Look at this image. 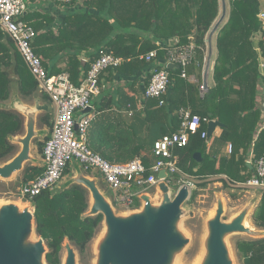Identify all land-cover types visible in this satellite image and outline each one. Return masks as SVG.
Segmentation results:
<instances>
[{"label": "trees", "instance_id": "trees-1", "mask_svg": "<svg viewBox=\"0 0 264 264\" xmlns=\"http://www.w3.org/2000/svg\"><path fill=\"white\" fill-rule=\"evenodd\" d=\"M25 1L28 9L22 21L36 33L31 48L50 75L66 72L70 81L79 85L100 50L122 59L118 67L100 74V92L91 101L93 119L87 142L93 153L110 164L139 159L145 167L144 177H148L155 162L154 142L177 132L180 110H189L206 122L200 124L196 134L189 135L184 147L174 150L180 171L200 181L199 188H204L208 179L218 178L222 188H227L255 176L253 162L264 159L259 105L260 97L264 103V75L259 72L258 62L261 57L264 65V20L259 16L258 0H226L228 17L216 28L213 86L203 98L196 85L180 78L179 70L167 69L170 86L159 99H146L143 91L152 72L161 69L156 61L164 57L161 45L175 41L177 46L194 43L203 49L205 36L219 14V0H72L68 4ZM257 37L260 55L252 45ZM152 51L157 52L156 58L146 62L145 56ZM82 55L87 57V63L81 61ZM202 58L203 53L197 50L186 68L187 75L200 78ZM37 91V82L14 41L0 28V164L17 153L12 141L24 131L23 116L7 106L14 97L18 101L30 100ZM42 98L51 103L46 96ZM161 100L164 104L159 105ZM209 121L223 127L218 137L207 141L201 133ZM40 123L49 133L37 144L39 154L52 129L50 114H44ZM227 144L231 145L229 154L223 152ZM195 153L200 154V162L193 159ZM80 170L84 176L90 175L81 166ZM42 172V167L26 166L18 187L31 183ZM72 172L73 165L69 163L51 189L22 199L32 208L35 234L46 247V264H61L64 243L76 252L79 264H88L89 244L103 221L101 214L87 215L89 193L84 187L70 183L57 188ZM0 186L6 184L0 182ZM196 190L190 201L195 199ZM258 194L250 219L254 228L264 230V190ZM111 202L114 208L118 206ZM139 206L135 198L128 209L137 210ZM234 246L240 264H264V238L237 240Z\"/></svg>", "mask_w": 264, "mask_h": 264}, {"label": "built area", "instance_id": "built-area-1", "mask_svg": "<svg viewBox=\"0 0 264 264\" xmlns=\"http://www.w3.org/2000/svg\"><path fill=\"white\" fill-rule=\"evenodd\" d=\"M49 1L68 4L72 0ZM27 9L28 4L25 0H0V28L14 41L21 58L37 82L38 93L50 100L55 106L56 114L49 138L44 142L41 153L43 172L31 183L17 188L19 199L34 197L42 191L51 189L61 179L66 165L75 161L84 172H89L90 175L98 174L105 186L113 191L112 200L127 209L142 192L154 189L161 181L168 186L175 183L178 188L187 187L188 200H190L196 186L177 167V159L173 156V152L176 148L184 147L189 135L196 134L200 124L206 120L190 114L189 110H180L179 130L171 135L162 136L153 144L152 155L155 162L150 168L148 177H144L145 167L139 159L125 164L108 163L93 153L87 142L88 127L93 119L91 101L99 95L100 74L107 68L118 67L122 59L110 52L100 50L97 59L89 64L87 73L79 85H74L66 72L50 75L31 48L36 33L32 27L22 21ZM259 16L264 20V11L261 9ZM161 48L164 51V64L161 65V69L152 72L149 83L144 88L143 97L159 99L167 94L170 79L166 66L172 65L178 66L180 78L197 86L198 94L203 98L208 90L206 80L210 63L209 45L205 43L202 49L194 43L177 46L173 41L169 45H161ZM197 50L203 53L200 78L186 73V68L195 59ZM156 56L157 52L152 51L144 59L146 62H151ZM81 61L87 63L84 57ZM162 104L164 101L161 100L159 105ZM88 109L90 111L87 113ZM201 138H206V131L201 133ZM230 152L231 145L228 144L227 153ZM247 164H250V161ZM253 165L255 176L240 185L262 191L264 190V159H256ZM161 170L166 173L165 179H158ZM175 175L179 176L177 180Z\"/></svg>", "mask_w": 264, "mask_h": 264}, {"label": "water", "instance_id": "water-1", "mask_svg": "<svg viewBox=\"0 0 264 264\" xmlns=\"http://www.w3.org/2000/svg\"><path fill=\"white\" fill-rule=\"evenodd\" d=\"M166 68L177 70L178 66L167 65ZM20 103L21 101L12 99L7 108H13L18 112ZM89 111V109L86 110L87 113ZM28 118L30 121H25L24 138H18V136L15 140L13 139L14 143L20 139L21 151L8 162L0 164V179L2 180L10 179L14 173L22 169L24 162L30 159V141L32 137H35L36 132L33 119H31L32 113L27 116ZM222 127L223 125L218 122L209 121L206 127V140L209 141L216 128L221 129ZM193 159L200 162V154L195 153ZM165 178L166 173L161 170L158 179ZM70 183L79 184L88 191L91 206L87 215L101 214L103 216L105 236L99 245L98 264H165L170 257L171 250L178 249L185 243L180 236L182 234L176 232V226L187 214L184 210V204L189 198L187 187H179L172 199L168 200L166 197L169 190L168 185L161 181L154 188L157 192L156 197L160 200L158 206L154 203L150 205V202H154L155 199L143 195L140 198V209L132 211V215L128 218L120 219L114 215L109 199L104 197L97 188L96 179L88 178L79 171L76 177L66 185ZM255 201L251 199L229 223L222 222L224 205L218 201L217 208L214 210L215 215L208 220L209 257L206 264H230L223 241L227 234L246 233L255 239H259L256 238L259 236L264 238V230L257 229L256 231L252 228H245L243 225ZM17 208L13 205L0 207V264H41V258L46 264L44 260L46 247L41 239L38 238L30 246L21 248L24 236L31 232L35 234V226L33 212L25 208V211L18 215ZM65 249L64 264H75V251L68 243H65Z\"/></svg>", "mask_w": 264, "mask_h": 264}, {"label": "rangeland", "instance_id": "rangeland-1", "mask_svg": "<svg viewBox=\"0 0 264 264\" xmlns=\"http://www.w3.org/2000/svg\"><path fill=\"white\" fill-rule=\"evenodd\" d=\"M228 13H229V5L227 1L219 0V14L215 22L213 23L211 29L213 30L216 26H218L220 22H224L228 17ZM211 29L208 32H210ZM13 99H15V97ZM44 103L45 102L42 100L38 91L33 95V97L30 100H25V101L21 100L18 112L24 118V131L22 135H20L18 138H24L26 134L25 121L27 120L30 121L29 118L27 119V116H30L31 113H32L31 119H33L32 122L36 134L35 137H32L30 141V146H29L30 159L24 162L22 169L14 173L10 179L7 180L0 179V182L3 181L6 184V187L0 186V201H1L0 207L5 205H13L15 207L25 206L28 210L32 211V208L29 206L27 202H23L22 199L18 198L15 190H17L18 188V184L20 182L23 168L33 164L38 166L42 164V162L39 163V160H41V158L40 159L38 158L40 157V155L37 152V144L48 133V130L45 128V126L40 123V119L45 113L43 110L40 109ZM50 104L52 108L55 110V106L52 103ZM19 140L16 141L15 143L13 141V143L17 146V153L21 151V144L19 143ZM13 157H11L9 160H11ZM70 163L71 165H73L74 161ZM73 173L74 170L72 174ZM71 176L72 175H69L65 179L61 180L57 188L58 189L64 188L67 182L71 180ZM96 177L98 180L96 182L97 188L104 197L109 199V203L113 207L111 202L113 191L109 190L105 186L103 180L99 175H97ZM187 179L195 184L197 188L196 190L197 195L193 201L188 200L185 202L184 210L186 211L187 214L181 218L179 224L176 226V230H177L176 232L182 234L180 236L185 241V243L180 248L171 250L170 257L168 258L165 264H206L209 257L208 240H207L208 232H209L208 220L211 217V212L216 210L218 201H221L224 205V210L221 218L222 222L229 223L235 217L236 214H239L243 210V208L250 202L252 198H256L255 196H257V193L260 191L254 188L242 187L237 185L228 186L227 188H222L221 183L218 182V178L208 179V181H206L207 185L204 188H199V185L201 184L200 181L194 179L192 180L191 178H187ZM176 185L177 184L173 183L172 185L168 186L169 190L168 193L166 194L168 200L172 199L174 195V191L176 189ZM156 194L157 192L155 189H149L141 193L142 196L146 195V196H150L152 199H155L154 204L158 206L160 200L158 199V197H156ZM232 195H235L236 198L232 199L231 198ZM90 206H91V200H90V196L88 195V210H87L88 212ZM113 212L114 215L120 219H126L133 213L132 211L128 210L126 207L120 205H118L115 208L113 207ZM250 215L251 212L248 214L246 220L248 221L250 227L257 231V229L254 228L251 223ZM104 229H105V225L102 222L98 228V231L94 239L89 244L90 249L86 260L88 264H98L99 262V253H100L99 245L104 240V236H105ZM256 238H261V237L259 236ZM37 239L38 237L35 236L33 232L25 235L23 238V243L21 245V248L24 249L30 246ZM250 239H255V237H252L251 235L246 233H231L224 236L223 238L224 246L227 250V255H228L227 260L229 261L230 264H240V261L238 260L235 254V246H234L235 242L237 240H250ZM65 259H66V249H65V244H63V248L61 251V264H64ZM75 264H79L78 255L76 254V252H75Z\"/></svg>", "mask_w": 264, "mask_h": 264}, {"label": "crops", "instance_id": "crops-1", "mask_svg": "<svg viewBox=\"0 0 264 264\" xmlns=\"http://www.w3.org/2000/svg\"><path fill=\"white\" fill-rule=\"evenodd\" d=\"M222 4H223V1H222ZM260 4H261V7H260V9L261 10H263L264 11V0H261V2H260ZM50 10H51V6H50V8H49ZM217 28V27H216ZM214 30V29H213ZM212 29H211V31L210 32H208L207 34H206V36H205V43L206 44H208L209 45V48H210V63H209V72H208V76H207V80H206V84H207V88L209 89V88H211L212 86H213V67H214V63H215V59H216V56H217V50H216V45H215V39H216V29H215V31H213ZM263 30H264V21H263ZM259 40H260V37H257L254 41H253V47H254V49L256 50V52L258 53V55H260V51H259V49H258V42H259ZM263 42H264V37H263ZM169 45V44H171V41L170 42H167V43H164V45ZM82 57H84V58H87L85 55H82L80 58H82ZM156 61H157V63H159L160 65H162V64H164V57L162 58V59H156ZM258 62H259V72H260V74H262V75H264V65H263V60H262V58L261 57H259V60H258ZM63 66L64 65H60L59 66V68H63ZM84 79V78H83ZM83 79L80 81L79 80V84L83 81ZM107 87H108V85H107ZM40 96H41V98L43 97L41 94H39ZM15 100H16V98H15ZM42 100L45 102L42 106H41V110H43L45 113L44 114H50V116L53 118V116H54V118H55V114H56V109L54 110L53 108H52V106H51V104L49 103V102H46L43 98H42ZM259 105H260V110H261V116H260V118H261V121H262V123H263V125H264V108H263V105H264V103H263V101L261 100V97H260V102H259ZM43 114V115H44ZM53 116H52V115ZM128 115H131V112H128ZM54 118L52 119V121L54 122ZM49 133V132H48ZM47 133V134H48ZM220 133H221V129H219V128H216L215 130H214V132H213V134H212V136H211V138L210 139H212L213 137H218L219 135H220ZM46 136V135H45ZM44 136V137H45ZM43 137V138H44ZM42 138V139H43ZM209 139V140H210ZM228 145V144H227ZM227 145L223 148V152L224 153H227ZM40 155V157H38L39 159L41 158V160H39V163H41L42 162V157H41V154H39ZM32 166H37V167H42L43 168V162H42V164H40V166H38V165H32ZM73 170H74V173L72 174H70V175H72L71 176V179H73V178H75L76 177V175H77V173L80 171V165L77 163V162H75L74 161V163H73ZM76 170H78V171H76ZM98 174H96V173H93V174H91V175H85L86 177H88V178H91V179H96V182L98 181L97 180V176ZM237 186H241V185H237ZM141 196L142 195H140L139 196V202H140V206H141V200H140V198H141ZM256 198H252V199H255L256 201H255V204H254V206H253V208H252V210L250 211L251 212V215H252V213H253V211H254V209H255V207H256V205H257V203H258V201H259V194L257 193V196H255ZM111 201H112V198H111ZM140 206H139V208L137 209V210H132V211H138L139 209H140ZM251 215H250V217H251ZM65 244V243H64Z\"/></svg>", "mask_w": 264, "mask_h": 264}, {"label": "bare ground", "instance_id": "bare-ground-1", "mask_svg": "<svg viewBox=\"0 0 264 264\" xmlns=\"http://www.w3.org/2000/svg\"><path fill=\"white\" fill-rule=\"evenodd\" d=\"M0 203H1V201H0ZM153 203H154V202L151 201V202H150V205H152ZM25 208H26L25 206H19V207L17 208V214L19 215V214H21L22 212H24V211H25ZM140 212H141V211H140ZM214 215H215V212L212 211V212H211V216H212V218H213ZM175 224H176V223H175ZM175 224H174V226H175ZM243 225H244L245 228H251L247 220H244V221H243ZM114 264H117V263H114Z\"/></svg>", "mask_w": 264, "mask_h": 264}, {"label": "flooded vegetation", "instance_id": "flooded-vegetation-1", "mask_svg": "<svg viewBox=\"0 0 264 264\" xmlns=\"http://www.w3.org/2000/svg\"><path fill=\"white\" fill-rule=\"evenodd\" d=\"M40 261H41V264H44V262H43L42 258L40 259Z\"/></svg>", "mask_w": 264, "mask_h": 264}]
</instances>
